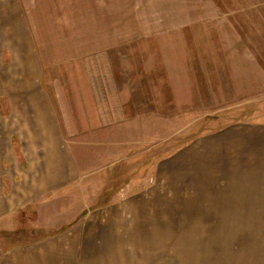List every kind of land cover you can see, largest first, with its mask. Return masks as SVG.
<instances>
[{
	"label": "rangeland",
	"instance_id": "374dc122",
	"mask_svg": "<svg viewBox=\"0 0 264 264\" xmlns=\"http://www.w3.org/2000/svg\"><path fill=\"white\" fill-rule=\"evenodd\" d=\"M25 2L41 43L42 88L57 108L77 111L86 128L116 124L125 131L114 134L130 161L120 175L140 196L134 208H104L89 220L130 222L121 229L131 241L122 246L128 261L121 263L160 264L161 247L170 261L175 168L168 165L165 182L158 163L198 135L264 121V0ZM2 72L0 125H9L8 97L31 86L27 70ZM160 226L168 227L164 244ZM38 234L0 229L8 242Z\"/></svg>",
	"mask_w": 264,
	"mask_h": 264
},
{
	"label": "crops",
	"instance_id": "0c3cea01",
	"mask_svg": "<svg viewBox=\"0 0 264 264\" xmlns=\"http://www.w3.org/2000/svg\"><path fill=\"white\" fill-rule=\"evenodd\" d=\"M25 5L0 0V72L27 70L31 86L8 97L12 123L0 125V229L39 234L11 242L0 236V264H123L122 246L131 241L121 229L130 222L89 219L104 208H134L140 196L120 175L130 161L114 134L125 131L116 124L86 128L77 111L57 108L42 88L41 43ZM171 163L175 244L170 261L161 247L160 264H264V121L198 135L159 161L165 182Z\"/></svg>",
	"mask_w": 264,
	"mask_h": 264
},
{
	"label": "trees",
	"instance_id": "16d2710c",
	"mask_svg": "<svg viewBox=\"0 0 264 264\" xmlns=\"http://www.w3.org/2000/svg\"><path fill=\"white\" fill-rule=\"evenodd\" d=\"M31 209H33V208H30V207L29 208H26L25 212L23 211V213L26 215V212L27 211H30Z\"/></svg>",
	"mask_w": 264,
	"mask_h": 264
}]
</instances>
